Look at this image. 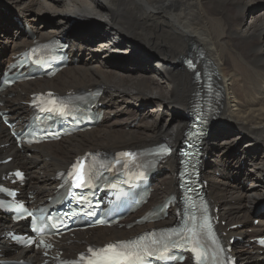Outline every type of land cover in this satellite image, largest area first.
Here are the masks:
<instances>
[{
  "label": "bare ground",
  "instance_id": "6f19581e",
  "mask_svg": "<svg viewBox=\"0 0 264 264\" xmlns=\"http://www.w3.org/2000/svg\"><path fill=\"white\" fill-rule=\"evenodd\" d=\"M3 11L10 12L16 27ZM58 35L66 39L72 62L51 80L0 90V111L8 110L11 121L19 125L29 114L24 105L29 95L45 90L64 94L97 85L102 89L98 126L58 143L17 148L0 121V160L13 157L11 163L0 165V176L21 166L28 178L25 189L38 205L54 195L55 174L88 146L116 152L165 142L177 149L193 96L206 94L195 73L208 63L217 97L207 99L214 107L201 142L206 158L200 162V179L206 183L211 210L225 223L219 225L225 240L243 238L231 249L237 263L264 264V252L250 242L264 233V0H0V76L2 67L33 40ZM194 47L198 66L190 71L182 59ZM130 49L135 53L123 57ZM173 111L183 115L177 118ZM234 128H239L237 133ZM243 144L259 149L243 151ZM239 146L240 150H231ZM177 160L172 155L160 167L152 179L151 198L135 217L175 192ZM174 218L171 212L163 223ZM233 225L238 227L229 229ZM10 226L9 217H0V233ZM141 230L99 228L64 239L57 247L71 253ZM0 255L38 259L34 251L4 240Z\"/></svg>",
  "mask_w": 264,
  "mask_h": 264
},
{
  "label": "snow or ice",
  "instance_id": "6c2138e0",
  "mask_svg": "<svg viewBox=\"0 0 264 264\" xmlns=\"http://www.w3.org/2000/svg\"><path fill=\"white\" fill-rule=\"evenodd\" d=\"M51 110V109H50ZM58 110L60 112L64 111V106H59ZM167 149L161 148L160 153L166 154ZM124 156H131V153H124ZM76 166L74 165L73 168ZM78 183L75 185L77 187L84 186L87 183L86 175L83 168L79 171ZM43 243V242H41ZM123 244V242H121ZM50 247V245H49ZM94 256H100L101 253L107 254L109 252L113 253V256L104 260L103 264H135L136 261L143 259L141 252L138 250V246L134 242H129L127 245H123L120 251H117V245H108L101 250H89ZM150 255V253H148ZM89 264H101L100 261L96 259H91Z\"/></svg>",
  "mask_w": 264,
  "mask_h": 264
},
{
  "label": "rangeland",
  "instance_id": "374dc122",
  "mask_svg": "<svg viewBox=\"0 0 264 264\" xmlns=\"http://www.w3.org/2000/svg\"><path fill=\"white\" fill-rule=\"evenodd\" d=\"M2 16L3 17H5L6 18V20H7V22L8 23H10V21H15L16 22V20L12 17V15L10 14V12L9 11H3L2 12ZM16 25H17V22H16V24H15V27H16ZM19 25H20V23H19ZM20 27V26H19ZM133 53H135L134 51L131 53V54H133ZM126 57H130V55H128V56H126ZM132 72H134V71H132ZM135 73V72H134ZM94 86V87H93ZM91 87H93V88H95V87H98L97 85H91ZM120 104H122V103H120ZM127 107H130V108H134L135 106H132V105H126ZM153 108V106H150L149 107V110H151ZM177 114V115H176ZM173 115H175L177 118H179V116H181V115H183V114H181L180 112H177V111H173ZM215 117H217L216 115H215ZM218 117H219V115H218ZM186 119V118H185ZM145 121H147V118L146 119H144ZM137 123H139V122H137ZM227 124H228V126H230L231 125V123H229V122H227ZM124 129H126L125 128V126L123 125L122 126ZM131 127V126H130ZM231 127V126H230ZM104 128H107V126L106 127H104ZM127 129H129V127L127 128ZM126 129V130H127ZM234 130H235V133H237V131L236 130H239V128L237 129V128H234ZM245 137V136H244ZM245 142V141H244ZM129 144V143H128ZM98 147V146H97ZM243 147H244V149H243V151L244 150H247V151H249V152H252V151H255V150H258L259 148H256V149H254V147L253 146H245V144H243ZM93 148V149H92ZM99 148H101L100 146H99ZM240 146L238 147V148H236V147H233V148H231V150H233V151H236V150H240ZM87 150L88 149H90V150H94V147L93 146H88L87 148H86ZM125 149H132L131 147H128V148H123V149H120V150H125ZM103 150V149H102ZM27 157H29V153L27 154ZM72 159L73 158H71V160L70 161H72ZM20 167V166H19ZM248 170V165H246L245 167H244V172H246ZM255 218V217H254ZM255 220H258L257 218H255ZM88 245H94V244H92V243H90V244H88Z\"/></svg>",
  "mask_w": 264,
  "mask_h": 264
}]
</instances>
